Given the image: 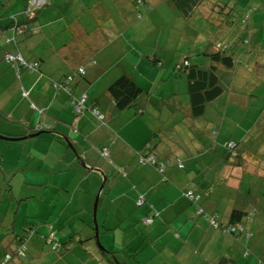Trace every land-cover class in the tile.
<instances>
[{
    "label": "crops",
    "instance_id": "crops-1",
    "mask_svg": "<svg viewBox=\"0 0 264 264\" xmlns=\"http://www.w3.org/2000/svg\"><path fill=\"white\" fill-rule=\"evenodd\" d=\"M146 1L151 11L136 17L135 0H47L28 20L26 33H14L8 17L24 24L26 0H0V133L26 136L16 141L35 138L16 149L10 146L15 141L0 140V260L31 226L23 257L37 264V254L48 251L49 226L60 232V262L73 264L68 251L83 238L94 239L97 226L95 243L122 264H264V0H219L233 6L235 19L245 7L256 5L245 26L223 21V14L213 11L214 0L191 1L190 8H179L172 0ZM166 24L167 32L160 28ZM147 25L154 38L138 33ZM10 28L7 44L4 36L11 34ZM216 42L231 46L233 65L219 67L223 89L195 114L191 81L177 64L188 60L210 67L215 61L208 53ZM5 50L39 61L38 69L20 68L17 74L4 59ZM81 66L84 75H73ZM121 74L130 76L144 94L135 105L117 110L108 87ZM67 75L72 76L70 93L59 86ZM82 94L89 106L105 114L103 122L89 108L73 110L72 100ZM40 125L44 132L29 137ZM229 139L236 141L241 164L223 147ZM141 151L172 163L161 173L138 162ZM31 173L40 180L45 174L50 181L31 183L38 193H14L13 180L25 183ZM256 174L260 177L254 180ZM70 180L93 193H69ZM98 180L104 183L94 223ZM188 190L199 195L195 202L184 195ZM245 194L255 200L253 219L247 223L252 237L225 233L203 217L215 214L220 223L230 222ZM23 205L19 231L15 226ZM145 215H153L148 225L141 221ZM9 220L11 228L8 224L2 233ZM16 257L18 261L12 258L6 264H25Z\"/></svg>",
    "mask_w": 264,
    "mask_h": 264
},
{
    "label": "trees",
    "instance_id": "trees-1",
    "mask_svg": "<svg viewBox=\"0 0 264 264\" xmlns=\"http://www.w3.org/2000/svg\"><path fill=\"white\" fill-rule=\"evenodd\" d=\"M28 1L29 0H26L25 9L28 8ZM135 1L140 3V4L146 3V5L148 4V8H151V4L149 2H147L146 0H135ZM203 1L204 0H172V2H174L176 5H178L179 8L182 6V4L188 5V8H190L191 3L195 5V4L201 3ZM213 4H214L213 5V11L222 13L223 14L222 20L227 22V23L230 22L231 25L233 24L235 26L238 23L241 26L242 25L245 26L247 24V20L249 19L250 14L256 10V8H253V7H249V6L245 7L241 17H239L238 19L237 18L235 19V18H233V16H234L233 6H230L226 2H221L219 0H214ZM44 5L45 4L34 9L29 14L24 9L25 22H24L23 26L25 29V33L28 30L26 28V26H27L26 24L28 23V20L32 19L34 14L36 13V11H38ZM187 11H188V9L184 8V12L186 13ZM235 17H236V15H235ZM210 46H211L213 51H211V52L209 51L208 55L210 54L209 55L210 58L215 61L214 63H213V61H211L210 67L205 68L203 66L191 65L188 62V60H184L181 64L180 63L177 64L178 68H181L183 71H186L187 77H188L189 81H191V83L189 84L191 86V92H190V94H191V109H192V112L195 114H199V113L201 114L203 111V108L205 106L206 101L210 100L211 97H214L217 93H219L223 89V86H222L223 84L221 83L222 78H221V75L219 74L220 70H218L219 67L224 66V67L228 68V67L233 65V57H232V54L230 51L231 46L228 43H223V42L217 43L216 42V43H213L214 47L212 46V44ZM149 58L151 59V61H153V62L155 61V58L152 55ZM28 62L37 64V68H38L39 61H28ZM156 63L159 65L161 64L160 61H157ZM21 68H24L26 70H36V68L35 69H29V68H25L23 66H21ZM81 68L83 71L79 70ZM213 69H214V71L215 70L217 71L218 75L213 72ZM84 73H85V70L81 66V67H78L75 72H73V75L74 74L84 75ZM205 74H207L208 77L205 76ZM71 78H72L71 75H67L62 80V82H59V86L62 87L61 85H66V82H68ZM194 83L197 84V87H194ZM204 83H205V85H204ZM62 89H64V88H62ZM64 90L69 92V93L71 92V90L70 91H68L66 89H64ZM108 92L112 96V99L114 101V106L117 110H121L125 107L135 105L137 100L144 94L143 89L130 76H128L126 74H121L120 76H118L109 85ZM80 97L81 96L74 98L72 100L73 110L76 113H81L86 108H89L92 116L97 118L99 121L103 122L104 118H105V114L96 106H94V105L89 106L87 104L86 95H85V101L83 102V105L81 106L80 110H76L74 108V106H73L74 101H77ZM94 109L97 110L100 114H102L103 117L98 118L95 115V113L93 112ZM42 128H45V126H41V125L38 126V129L36 130V132H39V131L44 132V130ZM225 142L223 143V147L227 151L228 156L234 162L237 161V162H239V164H241L242 156H241V154H239V152L236 149L237 144L234 147L235 154L231 155L224 145ZM141 152L144 153L143 151H141ZM141 152H139V153H141ZM150 152L151 151H149L145 154H148ZM166 160L157 161V163L163 162V161L166 162ZM168 161H169V163H167V166L172 163V161H170V160H168ZM138 162H139V160H138ZM145 164H148V163H145ZM149 165H153L157 168V166L155 164H149ZM165 168H164V170H165ZM157 170H158V168H157ZM190 201L195 202V200H190ZM254 204H255V200L252 196H250L248 194H245L244 197L242 196L241 200L238 202V204L233 209L230 222H228L226 224L220 223L219 220H217L215 214L203 213L202 215L210 225L214 226L208 219V216H213L216 219V221L218 222V226H214V227H217V228L220 227V229L225 233H230V234H233L235 236H239L241 234L246 238H250L253 236V231L247 227V223L251 222L253 219ZM145 216H148V215H145ZM143 217L144 216H142V218ZM150 217H151V221H150V223H151L153 220V215H151ZM150 223L146 224V223L142 222L143 225H148ZM232 228H234V229H232ZM33 230L34 229L31 226H28L26 234L22 235L23 237L19 238V243L16 246V249H17V248L21 247L22 245H24V247H25L24 255H19L18 253H16V249H15V251L11 252V257L9 260H11L14 255L19 256V257H23L26 255V246H25L24 242H25L27 235L31 234ZM53 235H54V237L50 238V242H52L53 240H56L55 243L60 245L59 238H55L56 233H53ZM53 248L57 249L56 247H53ZM103 252L105 253L106 251L103 250ZM6 253H8V252H5L4 256ZM3 258L1 260H3ZM1 260H0V262H1ZM109 260L111 261L112 264H115V262L110 257H109ZM120 264H122V263H120Z\"/></svg>",
    "mask_w": 264,
    "mask_h": 264
},
{
    "label": "rangeland",
    "instance_id": "rangeland-1",
    "mask_svg": "<svg viewBox=\"0 0 264 264\" xmlns=\"http://www.w3.org/2000/svg\"><path fill=\"white\" fill-rule=\"evenodd\" d=\"M137 4H135V6L137 7L136 8V11H135V16L136 17H140L141 16V12L143 13V16H145V14H146V12H150L151 10H149L148 9V4L146 5H143V4H140V3H138V2H136ZM253 6H251V7H253V8H255L254 6H256V5H254V4H252ZM147 7V8H146ZM138 9V10H137ZM163 9H160V11H162ZM23 11V10H22ZM141 11V12H140ZM165 13H163V15H164ZM23 16L25 17V15H24V11H23ZM157 16V14L155 13V17ZM164 16H168V15H164ZM13 17L14 16H12V17H8L9 18V21L11 22V20L13 19ZM133 26H136V23H133ZM152 26L151 25H147V26H140V29L138 30V33L140 34V36H145V37H150V38H154V34H148L147 33V31L151 28ZM162 27H164L165 28V30H166V32L168 31V29H169V27H170V25L169 24H166V25H164V26H160V28H162ZM200 27V26H199ZM10 31H11V34L8 36V35H5L4 36V40H5V42L7 43V37H9V39L10 40H12V28H10ZM255 34V33H254ZM119 42L118 41H115L112 45H113V47H114V49H118V44ZM146 43L147 44H152V45H154L155 44V42L153 41V42H151V41H146ZM8 44V43H7ZM6 52H11V51H8V50H5L3 53L5 54ZM12 53H14V52H12ZM16 53H18V52H16ZM5 59V58H4ZM6 60V59H5ZM31 71H33V70H31ZM26 92L27 93H29V90H27L26 89ZM67 92V91H66ZM37 111V110H36ZM38 112V111H37ZM39 113V112H38ZM40 114V113H39ZM35 138H28V139H26V140H21V141H15L14 143H12V145H10V146H13L14 147V149H16V148H18L19 146H20V144H23L25 141H29V143H31L33 140H34ZM0 140H3V139H1L0 138ZM229 140H232V139H229ZM233 141H235V140H233ZM236 142V141H235ZM18 151V150H17ZM40 154H44L43 152H40ZM261 162L263 163V160H261ZM248 165L249 166H255L254 164H253V162H250V163H248ZM40 177H41V180H40V178L38 177V178H36L35 177V174L34 173H31V174H28L27 175V180H25V183H24V180L22 179V180H17L16 178H19V179H21V177H19L18 175H16V177H15V179L16 180H13V192L14 193H18L19 191H22V192H29L30 194L31 193H34V192H37L38 193V191H36L34 188H35V186H37V185H31V183H38V182H40V183H46V182H48V181H50V180H47V175H45V174H42V175H40ZM260 176L259 175H255V179L254 180H257V178H259ZM36 180H38V181H36ZM260 180H264V179H260ZM56 181H59V180H55V182ZM77 180H75V181H71L70 180V188H69V193H72V192H75V196H78V197H81V195H85V196H91V193H93V190H92V192L90 191V190H88V189H84V186H82L83 185V183H81L78 187H77V184L76 185H74V183L76 182ZM83 181V180H82ZM94 181H96L97 182V180H94ZM102 181L103 180H98V186H97V190H96V193L98 192V188H99V186L101 185V183H102ZM47 185V184H46ZM72 185V186H71ZM19 186H21V188H19ZM77 187V188H76ZM2 188V184H0V189ZM68 188V187H67ZM256 189V188H255ZM64 190L65 191H67V189L66 188H64ZM62 191V190H61ZM72 191V192H71ZM22 192H21V194H22ZM63 193H65L66 195H68L69 193H66V192H64V191H62ZM78 193H81V195L79 196V195H76V194H78ZM9 196H12V192L10 191L9 192V194H8ZM96 195V194H95ZM92 199V198H91ZM11 200H13V198H11ZM10 200V201H11ZM92 201H91V206H90V208H91V213H92ZM59 208H60V205L58 206ZM15 203H14V207H13V209L11 210V212H10V216H9V218H10V220L11 219H13V217H14V210H15ZM32 209H33V211H34V208H33V205H32ZM16 212H17V214H18V210L16 209ZM26 212V208L24 207V205L23 206H21V209H20V212H19V214H18V224L15 226V228H16V230L17 229H19V231H21V229H22V221H23V215H24V213ZM45 219H47V216L46 217H44V220ZM52 219V218H51ZM62 219V218H61ZM10 220L9 221H7V224L6 225H3V226H1V229L3 230V232L2 233H6L7 232V225L8 224H10V227H11V223H10ZM58 219H56V221H57ZM68 221H69V219H67ZM46 221V220H45ZM92 221H93V218H92ZM141 221H142V219H141ZM76 222V221H75ZM3 223V222H2ZM47 226V225H46ZM60 226V225H59ZM141 226H143V225H141ZM9 228V227H8ZM55 228H57L58 229V226H55ZM64 228H68V225H66V226H64L63 227V229ZM155 229H154V231L155 232H157L158 231V229H157V227H154ZM47 231H48V233H49V235L47 236V240L45 239V241L48 243L47 244V247H48V251H44L42 254H37V256H36V258H37V261H38V263L37 264H67V262L66 261H64L63 263H61L60 262V254H59V251L57 250V249H54L53 247H54V243L56 242V240H53L52 242H50V237L53 235V233H55V230H52V229H50L49 228V226H48V229H47ZM85 231H88L89 233H92V230H91V228H86L85 229ZM51 235V236H50ZM55 235V234H54ZM54 235H53V237H54ZM50 236V237H49ZM60 237V232H59V230H58V232H56V236H55V238H59ZM77 238H80V235L78 234L77 236H76ZM83 239H85L84 241H77L76 243H75V245L76 246H73V249L71 250L70 249V251H68V253H67V257H69L68 258V260L69 261H73V264H86V262H85V260L84 259H86V260H88L89 261V264H112L111 263V261L109 260V249H107L104 245H103V243L100 241V236H99V241H100V243L105 247V248H100L99 247V245H98V243L96 244L95 242V238L94 239H86V238H83ZM92 241H93V243H92ZM16 246H17V244H11V252H13V251H15V249H16ZM58 247H59V245H58ZM57 247V248H58ZM97 248H99V249H97ZM107 249V250H106ZM103 250H105L106 252L104 253L103 252ZM249 254V253H248ZM4 257V255L2 256V258ZM13 260H17L18 261V258L15 256L14 258H13ZM12 260V262L10 263V264H14V261ZM20 260L21 261H24V263L25 264H30V259H29V257L28 256H26V257H23V258H20ZM11 261V260H10ZM21 263V262H20Z\"/></svg>",
    "mask_w": 264,
    "mask_h": 264
},
{
    "label": "built area",
    "instance_id": "built-area-1",
    "mask_svg": "<svg viewBox=\"0 0 264 264\" xmlns=\"http://www.w3.org/2000/svg\"><path fill=\"white\" fill-rule=\"evenodd\" d=\"M44 3H45V0H29L28 1V8L25 9V11L29 14L34 9L40 7ZM24 30L25 29H24V26L23 25H15L14 26V31L17 32V33H22V32H24ZM4 57H5V59L8 62H10L14 66V68L16 69L17 72L19 71V69H20L21 66H23L25 68H29V69H35V68H37V64L30 63V62L24 60L23 57L20 54H18V53L15 54V53H11V52H6L4 54ZM79 70L80 71H83L82 68L79 69ZM61 86H62V88H64V89H66V90L69 91V88H68L67 85H61ZM84 101H85V95L82 94L81 97L77 101H74V104H73L74 108L76 110H80V108L83 105V102ZM93 112L95 113V115L98 118H102L103 117L102 114H100L97 110L94 109ZM214 131H216V129ZM224 145H225V147L227 148V150L229 151V153L231 155H234L235 154V151H234V147L236 145V142L235 141L228 140V141L225 142ZM107 152H108V149L107 148H102L101 149V153L102 154H107ZM138 160H139V162L141 164H145V163L155 164L160 172H163L164 171V168L167 166V163H169L168 160H166V162L163 161V162L157 163V160L155 158V154L152 153V152H150L148 154L139 153L138 154ZM178 164L180 166H182V163L179 160H178ZM184 195L188 199H190V200H196L199 197L198 194L194 193L191 190L186 191L184 193ZM142 202H143V198L142 197L139 198V199H137V201H136L137 205H140ZM199 211H201V210H199V208H198L197 209V212H199ZM208 219H209V221L214 226H218V222L216 221V219L213 216H208ZM150 221H151V217L150 216H144L142 218V222L143 223H146L147 224V223H150ZM232 229H234V228H232ZM57 246H58V244L55 243L54 244V247H57ZM24 249H25V247H24V245H22L21 247H19V248L16 249V253H18L19 255H24ZM10 257H11V252L6 253L5 256H4V258H3V260H1L0 264H5L6 262H8V260L10 259Z\"/></svg>",
    "mask_w": 264,
    "mask_h": 264
},
{
    "label": "water",
    "instance_id": "water-1",
    "mask_svg": "<svg viewBox=\"0 0 264 264\" xmlns=\"http://www.w3.org/2000/svg\"><path fill=\"white\" fill-rule=\"evenodd\" d=\"M42 131H39V132H36V133H33V134H30L29 137H33V136H37L41 133ZM26 136L24 137H13V136H6V135H3L0 133V138L2 139H5V140H13V141H16V140H19V139H22V138H25ZM68 142V141H67ZM72 148V147H71ZM75 156L79 159L80 156L78 155L77 152H74ZM83 164V162H82ZM104 183V182H103ZM103 183L101 184L100 188H99V192L98 194L96 195L95 197V202H94V209H93V218H94V223H96V219H95V212H96V207H97V201H98V197H99V193L103 187ZM95 238L98 240V233H97V226L95 227ZM113 261L115 262V264H120L119 261L113 257Z\"/></svg>",
    "mask_w": 264,
    "mask_h": 264
},
{
    "label": "clouds",
    "instance_id": "clouds-1",
    "mask_svg": "<svg viewBox=\"0 0 264 264\" xmlns=\"http://www.w3.org/2000/svg\"><path fill=\"white\" fill-rule=\"evenodd\" d=\"M46 3H47V0H45V3H44V4H46ZM24 9H25V8H24ZM24 9H23V11H24ZM23 11H22V12H23ZM12 16H14V15H12ZM12 16H10V17H12ZM11 22H12V23L14 22L13 26H15V25H21V24H17V23H16L15 16L13 17V19L11 20ZM11 22H10V23H11ZM22 25H23V24H22ZM12 28H13V27H12ZM13 30H14V29H13ZM24 32H25V30H24ZM24 32H22V33H24ZM14 33H17V32L14 31ZM11 53H12V52H11ZM15 54H16V53H15ZM18 54H19V53H18ZM20 55H21V54H20ZM4 58H5V57H4ZM23 59H24V58H23ZM24 60H25V59H24ZM6 61H7V60H6ZM26 61H28V60H26ZM7 62H8V61H7ZM9 63H10V62H9ZM10 64H11V63H10ZM11 65H12V64H11ZM12 66H13V65H12ZM13 67H14V66H13ZM20 68H21V67H20ZM37 69H38V68H36V70H37ZM15 70H16V69H15ZM16 73L19 74V71H18V72L16 71ZM66 85H67V82H66ZM68 88H69V87H68ZM69 91H70V88H69ZM57 247H58V246H57ZM57 247H56V248H57ZM9 252H10V251H9ZM8 261H9V260H8ZM6 263H7V262H6ZM6 263H5V264H6Z\"/></svg>",
    "mask_w": 264,
    "mask_h": 264
}]
</instances>
